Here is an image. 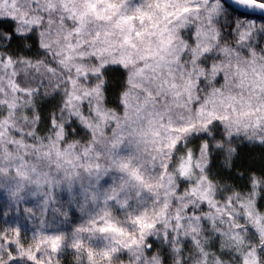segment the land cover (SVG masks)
I'll use <instances>...</instances> for the list:
<instances>
[{"label": "trees", "instance_id": "1", "mask_svg": "<svg viewBox=\"0 0 264 264\" xmlns=\"http://www.w3.org/2000/svg\"><path fill=\"white\" fill-rule=\"evenodd\" d=\"M91 1L124 19L164 17L203 72L199 104L229 87L218 71L229 52L264 73V19L223 0ZM34 8L23 19L0 6V62L18 87L12 105L0 102V264H264V134L209 119L167 156L142 149L134 160L113 144L128 68L97 55L82 59L81 75L57 65L33 24L50 12Z\"/></svg>", "mask_w": 264, "mask_h": 264}, {"label": "rangeland", "instance_id": "2", "mask_svg": "<svg viewBox=\"0 0 264 264\" xmlns=\"http://www.w3.org/2000/svg\"><path fill=\"white\" fill-rule=\"evenodd\" d=\"M82 1L84 3L81 0H0V6L23 19L30 7H47L45 10L50 16L35 18L33 24L40 26L42 42L53 61L75 70L77 75L82 59L96 55L101 63L117 61L128 68L130 97L125 102L124 114L112 119L113 144L130 147L134 160L143 161L140 158L143 150L146 154L167 156L173 143L190 125L209 119L264 134V73L253 56L242 59L229 52L218 69L225 71L229 87L224 86L222 93L216 92L199 104L196 83L203 72L195 68L196 61L191 60L179 39L173 37L175 33L168 30L170 25L164 23V17L154 23V19H146L143 11L132 10L124 19L103 3ZM65 18L73 27L64 25ZM13 72L10 64L0 62V102L8 106L12 105L18 88ZM74 80L76 82L77 78ZM66 158L70 161L72 156L67 154ZM135 165L129 164V167ZM115 167L121 168V165ZM148 167L149 172L159 174ZM142 168L139 162L138 168L130 170L135 183L141 182ZM179 169L187 174L189 161L183 159ZM161 180H152V183L158 184ZM199 191L206 196L207 188L203 185Z\"/></svg>", "mask_w": 264, "mask_h": 264}, {"label": "water", "instance_id": "3", "mask_svg": "<svg viewBox=\"0 0 264 264\" xmlns=\"http://www.w3.org/2000/svg\"><path fill=\"white\" fill-rule=\"evenodd\" d=\"M231 8L238 11H245L264 19V3L254 0H223Z\"/></svg>", "mask_w": 264, "mask_h": 264}]
</instances>
